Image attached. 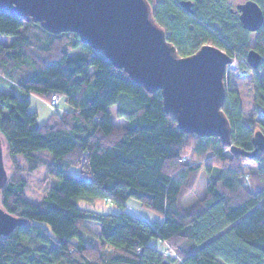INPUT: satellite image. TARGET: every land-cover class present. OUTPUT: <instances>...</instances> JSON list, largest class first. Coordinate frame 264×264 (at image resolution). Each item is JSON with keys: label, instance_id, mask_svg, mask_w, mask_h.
<instances>
[{"label": "trees", "instance_id": "obj_1", "mask_svg": "<svg viewBox=\"0 0 264 264\" xmlns=\"http://www.w3.org/2000/svg\"><path fill=\"white\" fill-rule=\"evenodd\" d=\"M148 1L180 55L213 44L244 58L236 65L254 79V114L244 120L239 91L225 79L230 143L185 133L166 112L161 90L151 93L135 83L77 33L55 34L0 12V135L15 165L0 204L22 220L11 234L0 235V264H264V152L249 158L232 150L255 149V120L264 116V21L250 47V31L230 0H190L191 9L181 4L186 0ZM254 1L264 14V0ZM253 48L263 57L258 68L247 62ZM19 70L25 73L15 85L3 79ZM31 94L47 101L59 94L70 108L39 123ZM115 106L126 124L112 118ZM188 144L198 160L185 156ZM248 158L258 166L247 182L242 160ZM42 167L45 192L31 201L29 179ZM203 169L209 174L206 195L185 206L190 182ZM130 199L162 220L130 213ZM81 202H110L119 211ZM153 237L170 246H151Z\"/></svg>", "mask_w": 264, "mask_h": 264}, {"label": "water", "instance_id": "obj_2", "mask_svg": "<svg viewBox=\"0 0 264 264\" xmlns=\"http://www.w3.org/2000/svg\"><path fill=\"white\" fill-rule=\"evenodd\" d=\"M181 4L192 7L190 0ZM236 8L250 32L262 27L264 14L257 2L245 0ZM3 11L39 22L55 34L77 33L83 43L105 53L135 83L151 93L161 90L166 112L175 116L185 133L216 135L230 143L232 124L223 106L226 68L235 58L213 44H204L189 56L180 55L167 39V31L153 19L148 0H0ZM246 58L252 68L263 60L256 48ZM254 133V150L233 147V152L251 158L264 152V132L257 129ZM5 148L0 135V191L10 179ZM21 222L0 204V235L11 234Z\"/></svg>", "mask_w": 264, "mask_h": 264}, {"label": "rangeland", "instance_id": "obj_3", "mask_svg": "<svg viewBox=\"0 0 264 264\" xmlns=\"http://www.w3.org/2000/svg\"><path fill=\"white\" fill-rule=\"evenodd\" d=\"M233 5H237L240 2H243L245 0H230ZM248 41L250 47H254L255 45V34L254 32H248ZM11 38L9 37H4L3 40H10ZM235 60L231 66H227V72L225 79L228 81V87L233 88L235 87L240 94V100L242 101L243 105V110L245 112V121H248V119L254 114V79L252 78L251 74H243L242 70L239 69V65H236V62H243V59L237 58V56H234ZM238 60V61H237ZM25 73L24 70H19L18 73L14 78H9V77H3L5 81H8V83H11V85H15L18 81H20L22 76ZM8 88L7 86L2 87V89ZM30 99L32 100V103L30 105V110L32 111H37L38 112V121L39 123H47L50 121L52 114L58 109L59 112L67 110L70 108V105L68 104L66 98L62 97L61 103L58 105L56 109L51 108L49 101L47 99L41 97L40 95L37 96L35 94L30 95ZM116 111L117 107H112L111 108V114L112 118H114L115 121H117L118 124H126V121L122 118H118L116 116ZM256 127L254 130H257V128H262L264 131V116H258L256 117ZM189 142H192L190 139ZM6 146V144H5ZM193 146L188 144L186 146V155L187 157L193 158L194 157V151H193ZM5 155V166H7L8 174L9 176L13 174L15 171V165H13V161L8 155L7 149L5 148L4 151ZM186 158V157H185ZM195 158V157H194ZM250 158V157H249ZM243 159L242 164L245 167L244 170L246 172V180L247 182L249 181L248 173L250 171L256 170L257 166L253 160L251 159ZM197 159V158H195ZM198 160V159H197ZM201 160V159H200ZM78 170V169H77ZM79 171V170H78ZM46 174H47V169L46 167L40 168L37 172H35L29 179V189H28V197L31 201L35 200V202H39L41 197L46 188ZM209 181V174L205 169L201 170L197 174L194 175L193 181L190 182L191 186L189 187V191L186 192L185 197H184V205L185 206H193L196 204V202L199 201L200 198L204 197L206 195L207 189V183ZM0 203H1V198H0ZM127 211L130 213L138 214L141 215L145 218H151V215L154 214L155 212L153 210H150L143 206V204L139 203L135 199H130L127 203ZM81 206L87 208H92L95 209L96 211H101V212H109V211H119V208L112 203L108 202H98L95 204H91L89 202H81ZM157 216H160L158 213H156ZM89 226L92 227L95 231L99 232L100 226L93 222L90 221ZM151 246L158 247L161 251H164L165 248L169 247L168 243H162L157 237H153L150 241ZM168 249V248H167ZM170 250H166L168 253H172V256L176 257L177 253H175L171 248Z\"/></svg>", "mask_w": 264, "mask_h": 264}, {"label": "built area", "instance_id": "obj_4", "mask_svg": "<svg viewBox=\"0 0 264 264\" xmlns=\"http://www.w3.org/2000/svg\"><path fill=\"white\" fill-rule=\"evenodd\" d=\"M60 101H61V96L59 94H52L49 104L51 108L56 109L58 105L60 104Z\"/></svg>", "mask_w": 264, "mask_h": 264}, {"label": "crops", "instance_id": "obj_5", "mask_svg": "<svg viewBox=\"0 0 264 264\" xmlns=\"http://www.w3.org/2000/svg\"><path fill=\"white\" fill-rule=\"evenodd\" d=\"M148 220L150 221H153V220H162V217L161 216H157L156 213L152 214L151 215V218H147Z\"/></svg>", "mask_w": 264, "mask_h": 264}]
</instances>
